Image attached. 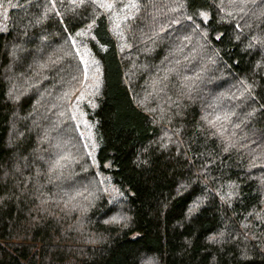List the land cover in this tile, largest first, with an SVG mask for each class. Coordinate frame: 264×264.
Returning a JSON list of instances; mask_svg holds the SVG:
<instances>
[{
	"label": "trees",
	"instance_id": "trees-1",
	"mask_svg": "<svg viewBox=\"0 0 264 264\" xmlns=\"http://www.w3.org/2000/svg\"><path fill=\"white\" fill-rule=\"evenodd\" d=\"M0 6V264H264V0Z\"/></svg>",
	"mask_w": 264,
	"mask_h": 264
},
{
	"label": "rangeland",
	"instance_id": "rangeland-1",
	"mask_svg": "<svg viewBox=\"0 0 264 264\" xmlns=\"http://www.w3.org/2000/svg\"><path fill=\"white\" fill-rule=\"evenodd\" d=\"M5 12H7V7L6 6H3V7L0 6V31H2L4 29V26H5V22H6L5 21L6 20ZM208 17H209V15H208ZM76 94H78V92H76ZM41 102L43 103L44 101L41 100ZM81 116H82V121H83L85 127H87L86 129H87L88 135H90L91 140H94L93 131L98 124V120L95 117L94 112L92 110L87 109V111L85 113L84 112L81 113ZM55 122H56L55 128L57 127V129L59 128V130H60V128H64V125L66 124L64 121H59V120H56ZM55 128H53V129H55ZM77 129H78L80 137L85 138L84 133H82L83 131L81 129H79L78 126H77ZM82 142H83V140H82ZM96 144L97 143L95 142V146H96ZM87 151H88V153H91L90 149H88ZM90 158H91V161L93 162V160H94L93 157L91 156ZM99 179H100V182L102 184V190H103L106 198L110 202H112L115 198H120V196H122L123 194H126L125 190L123 192L122 191L120 192L119 190H117L115 188V186L106 177L99 176ZM105 189H107V191H105ZM79 195H82V193H80Z\"/></svg>",
	"mask_w": 264,
	"mask_h": 264
},
{
	"label": "snow or ice",
	"instance_id": "snow-or-ice-1",
	"mask_svg": "<svg viewBox=\"0 0 264 264\" xmlns=\"http://www.w3.org/2000/svg\"><path fill=\"white\" fill-rule=\"evenodd\" d=\"M79 4H84L85 3V0H78ZM98 2V0H92V3L96 4ZM73 3H77V0H73ZM99 7L101 8H105L106 10H110L114 7V3H109V2H101L99 3ZM198 16L202 17L204 22H207V19H208V14L204 11H199L196 13ZM229 15H231V13H229ZM188 20H192V16H188L187 17ZM91 27V25L89 26ZM197 28L199 27V25L196 26ZM77 35H82V33H77ZM217 39H220V37L218 36ZM81 59H83V57H81ZM87 63V62H85ZM85 76H87V73H85ZM93 107H95V105H92ZM227 118V117H225ZM217 119H219V117H217ZM87 147V145H85ZM227 150V149H225ZM88 155H91V153H88ZM68 157L67 156H61L60 157V160H67ZM57 164H59V161L56 162ZM105 191H107V189H105ZM198 207V204L197 203H194L193 207L189 209V214H191L193 212V210ZM121 219H126L124 217H121V218H116V217H113V221L111 222H120ZM109 221H106V223H108ZM209 241L211 242H216V237L215 236H210L209 238ZM147 264H152L151 261L147 262Z\"/></svg>",
	"mask_w": 264,
	"mask_h": 264
}]
</instances>
